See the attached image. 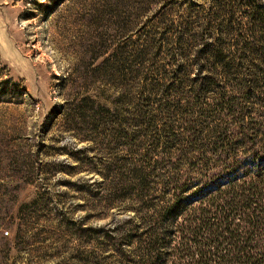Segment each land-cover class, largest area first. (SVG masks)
<instances>
[{
  "label": "rangeland",
  "instance_id": "1",
  "mask_svg": "<svg viewBox=\"0 0 264 264\" xmlns=\"http://www.w3.org/2000/svg\"><path fill=\"white\" fill-rule=\"evenodd\" d=\"M237 143L264 152V0H0V264H124L135 168Z\"/></svg>",
  "mask_w": 264,
  "mask_h": 264
},
{
  "label": "trees",
  "instance_id": "2",
  "mask_svg": "<svg viewBox=\"0 0 264 264\" xmlns=\"http://www.w3.org/2000/svg\"><path fill=\"white\" fill-rule=\"evenodd\" d=\"M241 146L224 159L179 158L172 163H187V172L164 178L135 168L140 222L117 237L124 264H264V152L248 156ZM148 182L154 190L146 206ZM125 237L132 246L122 248Z\"/></svg>",
  "mask_w": 264,
  "mask_h": 264
}]
</instances>
